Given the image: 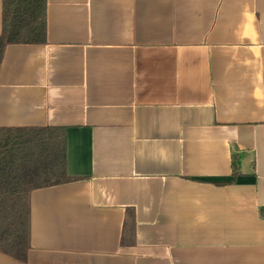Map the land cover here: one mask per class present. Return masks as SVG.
Instances as JSON below:
<instances>
[{
  "label": "crops",
  "instance_id": "0c3cea01",
  "mask_svg": "<svg viewBox=\"0 0 264 264\" xmlns=\"http://www.w3.org/2000/svg\"><path fill=\"white\" fill-rule=\"evenodd\" d=\"M32 127L76 181L0 264H264V0H46L0 62V128Z\"/></svg>",
  "mask_w": 264,
  "mask_h": 264
},
{
  "label": "trees",
  "instance_id": "16d2710c",
  "mask_svg": "<svg viewBox=\"0 0 264 264\" xmlns=\"http://www.w3.org/2000/svg\"><path fill=\"white\" fill-rule=\"evenodd\" d=\"M1 5L0 62L8 45L46 43V0ZM73 181L66 170L65 128H0V252L24 262L30 193ZM129 221L133 226L131 215Z\"/></svg>",
  "mask_w": 264,
  "mask_h": 264
}]
</instances>
